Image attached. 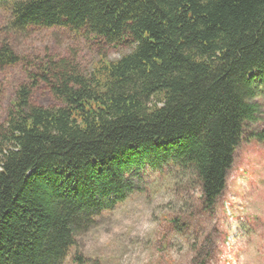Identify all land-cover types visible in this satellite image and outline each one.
<instances>
[{"label": "trees", "instance_id": "trees-1", "mask_svg": "<svg viewBox=\"0 0 264 264\" xmlns=\"http://www.w3.org/2000/svg\"><path fill=\"white\" fill-rule=\"evenodd\" d=\"M6 29L85 32L130 45L88 75L50 60L0 125V264H99L77 238L175 170L213 214L264 97V0H0ZM21 58L0 48V65ZM39 80L63 102L32 103ZM172 221V220H171ZM180 219H173L177 226ZM76 250L75 253H73Z\"/></svg>", "mask_w": 264, "mask_h": 264}, {"label": "rangeland", "instance_id": "rangeland-1", "mask_svg": "<svg viewBox=\"0 0 264 264\" xmlns=\"http://www.w3.org/2000/svg\"><path fill=\"white\" fill-rule=\"evenodd\" d=\"M8 20L0 10V48L9 43L21 61L0 65V125L29 74H39L48 61H67L88 75L101 54L118 60L132 51L130 45H108L65 28L10 32ZM31 101L45 108L63 106L41 80ZM254 102L261 110L252 128L261 130L264 97ZM148 177L146 192L131 195L78 236L77 252L99 264H264V143L244 141L238 148L227 190L213 214L203 211L201 191L191 185V177L180 179L175 170L164 175L148 171ZM173 219H180L177 226ZM65 264L76 263L70 257Z\"/></svg>", "mask_w": 264, "mask_h": 264}]
</instances>
